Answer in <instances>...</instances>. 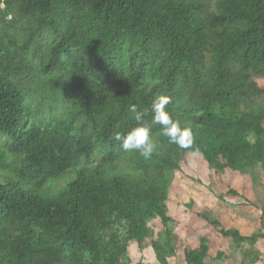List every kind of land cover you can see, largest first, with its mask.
Here are the masks:
<instances>
[{
	"label": "trees",
	"instance_id": "trees-1",
	"mask_svg": "<svg viewBox=\"0 0 264 264\" xmlns=\"http://www.w3.org/2000/svg\"><path fill=\"white\" fill-rule=\"evenodd\" d=\"M157 95L191 145L152 125L145 160L112 136ZM192 156L264 182V0H0V264H144L133 247L179 263L168 172ZM217 199L251 204L232 189ZM198 216L264 262L263 233ZM199 241L183 264H206Z\"/></svg>",
	"mask_w": 264,
	"mask_h": 264
},
{
	"label": "rangeland",
	"instance_id": "rangeland-1",
	"mask_svg": "<svg viewBox=\"0 0 264 264\" xmlns=\"http://www.w3.org/2000/svg\"><path fill=\"white\" fill-rule=\"evenodd\" d=\"M185 169V174L168 172L171 185L167 207L170 216L180 223L179 227L173 229L179 262L177 264H183L184 250L190 251L199 247V238H206L212 244L206 264H248L251 259L248 254L252 252L249 246L245 244L239 249L231 239L221 238L210 226L199 220L198 214H205L211 220L220 222L225 230L238 229L244 236H252L259 232L264 234V182L260 169L256 168L253 176L235 173L231 176L216 177L208 165L197 156L190 157ZM230 189L243 195L251 204H245L238 199L234 205L220 202L217 197L227 194ZM152 226H156L157 232L161 229L158 220L154 221ZM195 233L196 236L193 235ZM219 246L224 257L214 262L212 257L217 254ZM253 252L254 254L259 252L264 258V240H258ZM130 255L132 258H141L144 264H158L150 249L139 252L133 247ZM170 261L171 264H176L175 261ZM257 264L264 262L259 261Z\"/></svg>",
	"mask_w": 264,
	"mask_h": 264
},
{
	"label": "clouds",
	"instance_id": "clouds-1",
	"mask_svg": "<svg viewBox=\"0 0 264 264\" xmlns=\"http://www.w3.org/2000/svg\"><path fill=\"white\" fill-rule=\"evenodd\" d=\"M169 102V97L157 95L150 109H140L136 104L129 105L128 112L136 121V126L127 134L115 132L112 139L120 142L124 151H136L147 160L156 151L157 146L152 139L151 128L152 125H158L170 144L179 148H188L191 145L192 131L189 127H182L179 121L172 118L166 108ZM149 115L151 119L146 120Z\"/></svg>",
	"mask_w": 264,
	"mask_h": 264
}]
</instances>
